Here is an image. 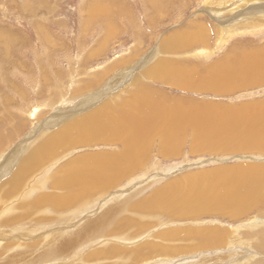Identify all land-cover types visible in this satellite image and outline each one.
Wrapping results in <instances>:
<instances>
[{
  "label": "rangeland",
  "instance_id": "1",
  "mask_svg": "<svg viewBox=\"0 0 264 264\" xmlns=\"http://www.w3.org/2000/svg\"><path fill=\"white\" fill-rule=\"evenodd\" d=\"M206 2L208 0H0V141L6 138L8 142L0 156L12 150L33 129L38 131L36 136L39 137H31L29 147H25L21 156L13 160L16 162L10 170L0 176L3 183L0 264H264L262 203L254 204L243 214L240 211L231 214L230 208H225L174 215L163 209L137 206L139 201L152 197L161 185L182 173L196 174L223 165L262 162V148L238 151L221 146L197 148L194 131L188 129L190 134L186 133L174 144L181 141L178 152L166 153V144L161 147L158 135L144 162L130 177L123 176L120 184L118 181L103 187L106 192L95 195L96 199L86 205H82L81 200L58 204L39 199L49 193L61 197L69 191V187L55 184L62 178L61 175L58 178L57 171L62 170L67 161L100 151H120L123 139L107 134L99 136L98 140L67 144L60 149L67 151L55 159H45L35 168L48 161L51 165L44 166V171L38 170L28 181L22 180L14 188H10L8 182L10 178L19 177L14 172L22 160L31 157L36 147L51 135H57L58 129L64 127L59 135H66L64 131L70 123L105 105L116 109L133 106L136 102L148 106L157 102L177 104L191 111L197 107L195 104L202 102L239 108L262 101L264 81L223 92L200 87L209 66L220 60L223 65V60L230 59L237 51L264 45V25L256 29L242 28L220 41L225 24L204 9ZM96 4L101 8L95 7ZM200 24H206L203 30ZM181 30L202 32L201 40L207 41L165 48L164 42ZM197 50L202 53L200 57H196ZM210 50L211 54L204 56L203 53ZM153 53H156L153 59L129 70V76L122 82L110 84L115 74L146 54L150 59ZM167 61H171V66L182 65L186 69L182 77L167 76L171 73ZM142 89L153 91L155 99L138 96ZM156 94L162 96L158 98ZM65 100L67 104H63ZM34 107L39 110L35 118H29L28 112ZM71 107L80 111L63 117ZM246 111L240 113V120L245 119ZM52 116L58 122L50 129H40ZM242 133L240 130V142L248 135ZM192 142L196 147L191 148ZM66 153L69 154L66 156ZM248 154L261 156V159L249 160L252 158L248 159ZM242 156L248 160H240ZM3 158L0 157V162ZM111 187L113 189L107 193ZM89 193L82 192L80 197L87 198ZM234 199L235 195L229 197L231 202ZM188 226L197 229L218 226L226 230L223 235L226 238L223 237L217 247H198L204 243L198 235H168L170 229ZM166 249L182 252L170 258L161 255L165 258L157 261L154 254ZM148 253L153 256L147 258L148 262L137 258Z\"/></svg>",
  "mask_w": 264,
  "mask_h": 264
},
{
  "label": "bare ground",
  "instance_id": "2",
  "mask_svg": "<svg viewBox=\"0 0 264 264\" xmlns=\"http://www.w3.org/2000/svg\"><path fill=\"white\" fill-rule=\"evenodd\" d=\"M153 5L155 6V3ZM205 5L204 9L209 11V13H214L218 17L217 19L225 24L220 34V41H225L226 38L230 37L231 33H235L242 28H247V30L256 29L264 25V0H208ZM94 6L98 7V9L101 8L98 4ZM204 25L206 24H200L199 28L203 30ZM200 33L202 34V32ZM200 33H191L186 30L175 32L164 42V47L170 48L171 46V48L175 49L190 45L192 42L195 43L201 40V37L204 35L202 36ZM202 40L207 41V39ZM207 50L209 51V49ZM202 51L204 52V49ZM245 51H237L230 59H224L223 65H221L220 60L209 66L204 72L205 81L200 82V87L202 89L223 92L233 90L239 86L264 81V45L256 49L248 47ZM196 52V57L202 55L200 50ZM203 54L204 56L211 54V50L210 53L205 52ZM151 55L149 59L146 54L139 61L136 60L132 65L125 67L115 74V78L111 80L112 83L110 84L115 85L122 82L124 78L129 76V70L136 68L140 64L142 66L145 65L155 57L156 53ZM167 69L171 72L169 73L170 75L167 73L169 77H182V74L186 70L182 65L171 66V61H167ZM106 86L108 87L109 85ZM138 96H142L147 100L155 99V93L149 89H142L138 93ZM160 96L162 95H157L158 98ZM65 103L67 104L68 101L66 102L65 100L63 104ZM202 103H199V105L195 104L197 107L191 111L182 109L177 104L172 105L157 102L149 106L147 103L136 102L133 106L123 105L121 108L115 107L116 109L112 108V106L108 107V105L100 107L92 111L88 116L81 117L70 123L66 127L67 130L64 131L67 133L66 135H59L62 132L60 129L64 128L61 127L58 129L57 135H51L47 140L38 145L31 157L23 159V162L20 163L14 172L15 176L19 175V177L8 180L10 188L16 187L22 180L25 181V179L33 177L32 175L38 172V170L42 169L44 171L48 168L47 166L51 164L46 161L35 169L45 159H55L67 151L60 150L65 145L71 144L70 146H72L75 141H77L76 143L91 141L101 135L105 136L107 134H112L123 139V148L120 151H100L67 161L62 170L59 169L60 171H57L58 178H61L60 175L62 178L55 184L69 187V191L66 192L65 190V195L63 194L61 197L49 193L41 196L39 199L43 202H58V204L81 200L83 202L82 205H86L88 202L96 199L99 193L106 192L103 190V187H110V184L118 181L120 184L125 177H130L136 168L142 165L144 159L149 154L152 141L155 139L154 137L158 135L161 137V147L163 143L166 144V153H170L173 150L176 151L175 153L178 152V146L182 143L180 141L178 145L174 144L179 139L182 140L185 137L188 129L194 131V137L198 141L197 148L221 146L237 151L255 147L264 149V99L256 103L243 104L239 108ZM78 105L80 104L76 106ZM67 110L63 117L80 111L78 109L74 110L73 107L67 108ZM244 110H247L245 112L247 116L244 117V120H240V113ZM29 112L28 115L30 114ZM57 122L52 116L49 120L47 119L46 126H38L40 129H50ZM242 123L244 124L243 126ZM240 130L243 132L242 134H248L242 138L241 142ZM37 132L36 129H33L12 150L5 155L3 154L4 158L0 162V176L10 170V167L16 162L13 160L21 156L25 147H29L31 144L29 143L30 138L36 136ZM36 138H39L38 135ZM7 145L6 138L0 141V153L6 150L4 148H7ZM194 147H196V144L192 142L191 148ZM59 151L61 153L58 155ZM67 154L69 153L65 155L67 156ZM3 156L0 157L2 158ZM242 157L240 160H248L249 158H252L249 160L261 159V156L257 155H249L248 159L244 158L245 156ZM209 169L196 174H191L190 172L182 173L183 175L177 179L170 180L167 184L161 185L152 197H146V199L139 201L137 206L143 209H163V211L173 212L174 215H186L212 212L219 209L226 210L225 208H230L231 214L232 212L238 213L239 211L240 214H243L248 212L258 202L264 205V161H248L242 162L240 165H223L218 169ZM238 179H240V182H236ZM1 186L3 187V183H0V190ZM111 189L113 188H108L107 193ZM82 192L91 193H89L87 198H82L80 197ZM233 195H235V199L231 202L229 201V197ZM118 198L115 197V199ZM1 201L3 202L2 197H0ZM172 219L174 220V218ZM225 231H222L218 226L201 229L188 226L186 229H170L168 230V235L173 237L182 233L186 235H198L199 240L201 239L205 243L200 244L198 247L205 245L206 247H214L222 244V238L226 235H224ZM185 249L187 250V248ZM179 252L182 251L180 249L176 251H168L166 249L154 255L157 257V261H161L163 258H170L171 255ZM161 255H165V257ZM149 256L153 257L148 253V255H139L137 258L146 261ZM158 258L160 259L158 260ZM191 263L199 264V262Z\"/></svg>",
  "mask_w": 264,
  "mask_h": 264
},
{
  "label": "water",
  "instance_id": "3",
  "mask_svg": "<svg viewBox=\"0 0 264 264\" xmlns=\"http://www.w3.org/2000/svg\"><path fill=\"white\" fill-rule=\"evenodd\" d=\"M38 110H39L38 107L32 108V110H31V112L29 114L30 118H34Z\"/></svg>",
  "mask_w": 264,
  "mask_h": 264
}]
</instances>
